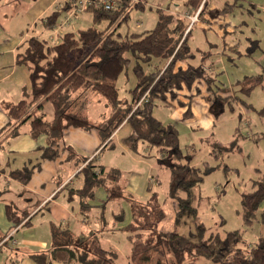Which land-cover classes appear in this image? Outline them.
Listing matches in <instances>:
<instances>
[{
    "label": "trees",
    "instance_id": "obj_1",
    "mask_svg": "<svg viewBox=\"0 0 264 264\" xmlns=\"http://www.w3.org/2000/svg\"><path fill=\"white\" fill-rule=\"evenodd\" d=\"M116 1V6L111 10L89 7L84 11L92 13L94 24L107 21L103 30L91 26L66 32L54 44L35 36L23 42L16 54V63L27 69L30 91L27 99L4 107L9 118L17 122L8 135H16L17 128L30 120V134L34 139L41 135L50 137L53 128L65 121L68 125L85 130L95 129L106 142V147L113 145L111 136L121 124H127L131 130L127 138L129 147L134 149L139 142L156 147L169 155L171 163L167 168L172 174L189 173L190 177L179 178L170 192L174 199L175 223L180 224L184 218L197 217L193 205L194 189L203 177L198 168L190 167L188 159L181 163L180 160L184 158L178 148V131L174 126L163 124L153 117L152 109L156 102L184 106L179 98L180 92L190 89L196 81H205L207 89L211 88L213 80L203 67L190 63L195 53L191 51L188 39L196 21L209 23L204 15H213L215 9H209L211 0H186L183 3L185 10L195 14L197 19L192 24L188 15L180 16L157 9L156 23L152 29L122 36L116 28L127 19L128 12L123 13L131 0ZM140 3L135 2L129 9L143 7ZM72 7V1H62L61 7L43 20L47 29L55 27L62 15ZM230 7L224 5L215 15L224 14ZM129 73L135 84L129 90V99L120 98L116 82L122 74L128 78ZM258 79L245 78L243 83L249 85L246 92L255 86ZM86 89L99 95L110 110L103 124L81 125L76 115L68 112L72 104L71 95ZM227 98L231 97L224 99ZM45 103H49L53 109L49 122L36 113ZM33 105H36L34 110L29 112ZM259 113L264 116V107ZM55 144L57 142L53 141L47 147H39L40 158L36 164L10 171L9 176L27 183L33 168H38L41 161L58 157V151L52 149ZM173 160L180 163H172ZM77 166L80 168L77 175L82 179V187L75 194L80 199L82 211L90 210L88 202L95 199L97 189L103 188L107 192V201L114 195V189H108V185L118 182L119 170L83 158L79 159ZM251 187V192L241 195L237 211L244 227L264 224V176L253 180ZM128 201L131 218L121 230L126 233L130 245L129 264H149L152 260L151 249L158 239L164 255L159 256L154 264H264V237L259 236L252 244H246L243 241L244 230L241 229L223 233L216 230L206 234L205 227L197 224L191 238L175 231L157 233V237L152 233L144 236L139 221H149V226L156 230L164 219L157 193H151L144 203H137L133 199ZM5 215L14 225L26 217V213H21L20 217L15 218L17 209L10 204L5 206ZM114 220L117 224H123V214H116ZM52 232L57 233V229L53 227ZM116 258L117 253L104 249L92 232L75 240H65L52 250L32 255L35 264H108Z\"/></svg>",
    "mask_w": 264,
    "mask_h": 264
},
{
    "label": "rangeland",
    "instance_id": "obj_2",
    "mask_svg": "<svg viewBox=\"0 0 264 264\" xmlns=\"http://www.w3.org/2000/svg\"><path fill=\"white\" fill-rule=\"evenodd\" d=\"M137 1H141L143 7L129 9ZM185 1L131 0L123 13L128 12V17L116 31L123 36L152 29L156 23L157 9L180 16L188 15L192 24L197 19L195 14L185 10ZM209 4V9H215V13L222 10L224 5L231 7L224 14H205L204 19L209 23L196 21L188 39V45L195 53L190 63L201 65L214 81L213 84H225L226 92L215 95V86L206 89L205 81H196L190 89L181 91L194 95L191 116L178 115L174 108L163 102H156L152 109L153 117L163 124L174 126L178 131V148L184 158L180 160L181 163L188 159L190 167L198 168L203 177L194 189L193 205L197 217L184 218L180 224H176L174 219L171 187L179 178L190 177L189 173L172 174L167 168L171 163L169 155L142 142L133 149L129 147L128 140L122 139L121 142L116 136L113 145L103 148L97 156L100 164L119 170L118 182L108 185L114 186L115 198L103 201L101 207H91L86 211L90 223L96 216L101 217L102 226L106 222L102 231L106 242H113L119 247L115 264H128L125 258L129 246L126 233L118 229L119 224L115 223L113 216L122 213L123 223L131 218L129 205L126 207L123 202L114 201L120 196L144 203L147 196L157 193L164 219L156 230L149 226V221H139L144 236L152 233L157 237V233L175 231L191 238L197 224L205 227L206 234L216 230L220 233L244 230L243 241L246 244H252L259 236H264V224L244 227L241 216L237 214L241 195L251 192L252 181L264 176V116L259 113L264 107V0H211ZM81 14H75L71 8L65 16L62 15L61 23L56 25L58 36L91 26L103 30L108 24L107 21L94 24L91 12ZM65 18L70 20L69 25L76 27L68 29L60 25ZM46 39L54 44L60 38ZM202 52L207 54L203 55ZM257 77L259 79L255 86L246 92L249 85L243 83L245 78L255 80ZM134 84L130 73L128 78L122 74L116 82L119 97L129 99V90ZM198 89L201 90L200 95L209 100L198 98ZM230 95L236 96V99H224ZM215 98L220 100H216V103ZM71 101L68 112L75 114L81 125L92 122L103 124L110 114L105 101L90 89L72 94ZM50 109L52 106L48 104L44 110L47 119L51 116ZM180 161L173 160L172 163ZM127 188L131 194L127 193ZM100 243L109 247L105 242ZM163 250L158 239L151 249V264L164 255Z\"/></svg>",
    "mask_w": 264,
    "mask_h": 264
},
{
    "label": "crops",
    "instance_id": "obj_3",
    "mask_svg": "<svg viewBox=\"0 0 264 264\" xmlns=\"http://www.w3.org/2000/svg\"><path fill=\"white\" fill-rule=\"evenodd\" d=\"M60 7V0H0V264H35L32 255L52 250L65 240H75L90 232L96 235L99 241L108 244L109 247L101 245L104 249L115 251L119 255V247L113 242H106L107 239L102 232L106 222H103L102 226L101 217L96 216L90 223L87 212L82 211L80 199L75 194L82 187V179L77 175L80 169L77 166L79 159L87 161L93 159L96 164L102 165L97 156L106 142H103L97 131L68 125L64 121L53 128L50 137L41 135L34 139L30 134V120H27L17 128L16 135H8L17 122L9 118L4 107L27 99L30 91L28 71L16 63V54L21 50L23 42L30 37L40 39L60 37L56 25L47 29L43 21L47 15ZM63 27L73 29L76 26L70 24ZM222 85L212 83L211 88L216 87L213 91L215 95L226 92L227 86ZM200 94L199 89L198 98L208 99ZM192 96L194 95L181 92L179 98L184 106H171L174 112L182 116H191ZM229 97L231 100L236 99L234 95ZM217 99L215 98L214 102ZM48 104H43L42 108L36 111L47 122L52 120L53 114V109H50L51 116L47 119L44 110ZM35 106L33 105L29 112L34 110ZM121 132L123 134L119 135ZM130 134L129 126L123 123L111 138L113 141L118 136L122 142V139L127 140ZM53 141L57 142L52 149L58 151V157L55 160L41 161L38 168H33L27 183H21L9 176L10 171L36 164L40 158L38 148L47 147ZM113 187L108 186V189ZM126 190L131 194L129 188ZM106 199L107 192L99 188L95 192V199L88 203L92 208H97L101 207V203ZM114 201L123 202L125 206L128 204L130 207V202L123 196ZM8 204L17 209L15 218L20 217L21 213H26V217L18 225H14L6 218L5 206ZM129 221L130 219H127L124 223L127 224ZM124 223L119 224L118 229L121 230ZM53 227L57 229V233L53 234ZM129 251L130 245L125 254L128 264ZM114 262L108 264H115Z\"/></svg>",
    "mask_w": 264,
    "mask_h": 264
},
{
    "label": "built area",
    "instance_id": "obj_4",
    "mask_svg": "<svg viewBox=\"0 0 264 264\" xmlns=\"http://www.w3.org/2000/svg\"><path fill=\"white\" fill-rule=\"evenodd\" d=\"M73 3V12L75 14L83 13L87 8L93 7L95 9L111 10L113 9L117 1L116 0H70ZM138 2V1H137ZM70 20L65 18L62 22V26H68Z\"/></svg>",
    "mask_w": 264,
    "mask_h": 264
}]
</instances>
